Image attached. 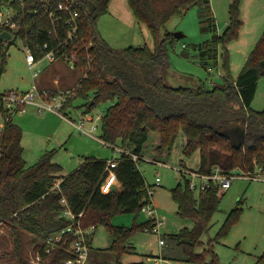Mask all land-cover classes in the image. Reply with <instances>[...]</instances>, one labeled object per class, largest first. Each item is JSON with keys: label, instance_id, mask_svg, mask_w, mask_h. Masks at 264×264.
<instances>
[{"label": "trees", "instance_id": "1", "mask_svg": "<svg viewBox=\"0 0 264 264\" xmlns=\"http://www.w3.org/2000/svg\"><path fill=\"white\" fill-rule=\"evenodd\" d=\"M111 0H77L80 29L74 45H78L76 67L91 68L87 77H81L80 88L64 106L69 107L77 96L89 99L87 112L99 102H110L102 120L101 138L111 147L119 146L143 156V148L150 131L160 135L159 152L171 151L183 131L186 143L183 154L191 157L200 151V173H210L220 167L225 173L235 169L255 166L264 168V108L255 110L251 104L256 96L258 81L264 76V33L249 54L238 77L231 73L227 45L238 39L243 20L242 0H232L229 6V25L223 33L217 31L216 19L210 0H128L137 20L147 25L154 37V49L148 46L114 48L100 35L98 19L108 13ZM59 0H0V8L10 3L17 15L19 29L16 39L30 48L37 59L44 55L41 46L49 43L55 47L67 39L65 20L68 15L58 10ZM199 5L201 25L212 37L193 47L198 60L209 69L218 64L219 48L223 54V83L213 88L203 83L195 86H174L168 81L171 70L169 47L178 40L174 33L161 31L175 15H182ZM62 16L58 33L51 32L50 12ZM10 44V40H9ZM8 44V45H9ZM69 45H73L72 43ZM186 47V46H185ZM90 55V57H88ZM8 46L0 42V72L6 70ZM93 103L91 104V102ZM228 129L245 131L243 143L235 147L224 134ZM23 129L11 119L0 132V224L6 223L16 236L20 247L21 231L42 234L47 239L66 226L68 220L61 216L65 196L76 214L83 213L82 225L89 227L104 224L113 236L111 246L113 264H124V254L135 253L129 243L135 230H153L154 220L137 226L113 225L111 218L120 212H139L150 199L149 184L139 168V162L122 153L117 157L115 169L122 189L103 193L100 188L109 159L86 156L74 171L63 175L62 166L53 161L54 151H46L34 164L24 157ZM186 178L185 172L180 170ZM58 188H55L56 185ZM220 187L211 184L206 190L195 192L186 178L185 187L180 182L171 189L177 212L193 221L192 228H182L171 234L169 254L163 258L186 264H202L208 254L212 264H219L217 254L210 245L203 252L201 237L206 233L224 196ZM155 194V192H154ZM154 194L152 196H154ZM240 207L233 208L217 239L228 234L239 220ZM48 243L38 244L34 251L43 256L41 264H63L73 257L69 246L62 244L50 248ZM92 248V247H91ZM97 250V252H98ZM171 255V256H169ZM129 264H144L135 262Z\"/></svg>", "mask_w": 264, "mask_h": 264}, {"label": "rangeland", "instance_id": "2", "mask_svg": "<svg viewBox=\"0 0 264 264\" xmlns=\"http://www.w3.org/2000/svg\"><path fill=\"white\" fill-rule=\"evenodd\" d=\"M250 1L252 2L250 4L252 11L255 10L252 5L264 4V0ZM110 4L108 13L98 19V30L103 34L107 43L119 49L128 46H148L153 50L154 37L147 25L136 19L128 0H111ZM126 10L130 11L131 17L134 18H129L125 13ZM224 16L229 18V8L225 11ZM247 16L249 17V15ZM255 17L256 14L251 13V20ZM200 18L201 8L199 5H195L186 13L173 16L161 31V35L165 37L167 32H182L185 35L172 46L168 41L171 68L184 77H193L206 87L213 88L223 83V54L226 51L222 46L219 48L218 64H212L211 69L205 68L194 55L198 51H195L193 46L205 43L213 33L203 29ZM220 30L224 32V28L220 27ZM183 44L186 47H183ZM255 46L254 39H251L245 28L242 30L239 40L236 39L227 45L231 73L235 78L240 74ZM26 53L21 41L14 36L8 45L6 70L3 73L0 72V92L9 89L28 90L32 86L33 78L26 61ZM65 64L66 68L70 66ZM48 65L49 61L43 59L38 63L36 69L44 72ZM71 74L73 77L70 85H74L83 73L80 69H75ZM168 80L171 84L174 81V86H195L191 83L192 79L189 82H182L176 81V79L170 80L169 77ZM49 82L52 83V81ZM90 99L81 95L77 96L72 101V105L63 109L61 114L50 111L40 112L37 107L35 109L32 108L34 106L29 105L25 113L15 116L17 123H19V117L31 116L23 124L19 123L23 129L24 157L29 164L36 163L43 153L53 150V161L62 166L61 173L66 175L77 169L84 162L86 156L106 159L120 156L118 149L106 144L101 138V117L105 114L110 102H99L87 112L86 104ZM251 107L255 110L264 108V76L260 77L258 81L257 93ZM80 121L85 122L87 129H90L93 124H96L98 128L91 134L83 133L73 125V122ZM159 143V133L150 131L149 138L143 148L144 157L139 163V168L147 183L151 185L155 183L158 176L161 178L160 185L156 186L153 197L157 202V216L165 220V224L160 230L161 234L153 230H135L129 239V243L135 246V253L123 255L124 262L144 263L147 261L145 264H156L162 249L164 248L163 252L169 254L172 245V242L169 241L164 247L160 246V238H169L171 234L178 233L182 228L194 226L191 219L178 214L171 189L180 182L185 187L186 178L190 181H201L200 178L189 174V170L199 168L200 151H196L191 157L184 156L183 148L186 143V135L183 131L180 132L171 151L159 152L157 150ZM154 159L164 161L167 165L157 164ZM180 170L185 172L186 178L182 176ZM239 172L243 173L242 170ZM223 191L225 192L224 196L219 209L213 216L211 226L201 237L204 244L197 251L203 252L212 241L211 248L217 254L219 264H264V181L238 177L230 188ZM237 206L242 210L239 220L233 224L228 234L217 239V234L229 212ZM149 219L151 217L142 210L120 212L113 215L111 223L117 226L133 227ZM46 240L47 238L42 234L22 230L20 247L17 249L16 236L10 226L6 223L0 224V264H34L36 260L34 248L38 244L45 243ZM112 242L113 236L108 228L104 224H99L91 234L92 249L87 264H113L114 258L109 251L101 250L102 254L94 256L98 249H106L111 246ZM212 258L213 256L208 254L206 262L202 264H212ZM158 262L173 264L172 261Z\"/></svg>", "mask_w": 264, "mask_h": 264}, {"label": "built area", "instance_id": "3", "mask_svg": "<svg viewBox=\"0 0 264 264\" xmlns=\"http://www.w3.org/2000/svg\"><path fill=\"white\" fill-rule=\"evenodd\" d=\"M77 6V0H59L58 10L65 12L68 15L67 19L65 20V24L68 27L67 39L63 42H60L55 47H51L48 42L44 43L41 46V49L44 51L42 58L37 59L34 52L30 48L23 45L27 52L26 61L34 82L28 90L9 89L4 92H0V132L4 129L5 123L7 121L14 119L18 114L26 112L28 105H35L40 112L50 111L56 114H61L68 99L75 96L76 90L80 88L79 83L73 89L62 90L54 93L49 89L40 88L35 82V80L41 75V71L36 69V67L43 59L48 60L49 63L62 60L72 67L77 68L76 65L79 60V50L77 48L78 45H74L80 29L79 12ZM16 15L17 11L12 5H10V3L5 4L0 8V33L3 31H9L12 34V38L16 36V32L19 29L18 23L15 21ZM50 18L52 23L51 32L58 33L62 16L57 17L56 13L51 11ZM11 39H4L1 41L5 46H8L9 40ZM69 43H72L73 45L70 46ZM185 46L186 45L183 44V47ZM88 57H90V55ZM78 69L82 71L83 78L87 77L88 72L91 70V68L87 67H81ZM73 124L78 130L86 134H91L93 130L98 128L96 124H93L90 129H87L84 121L73 122ZM114 149H118L120 154L125 153L129 155V157L136 162L143 160L144 157V155L140 156L120 146H115ZM154 161L160 165H167L166 162L158 159H154ZM118 163L119 160L117 157L107 160L105 173L100 184V188L103 193H109L113 189H116V185L119 180L115 169L117 168ZM240 170H242L243 173H240ZM189 174L193 177L201 179L200 182H195L193 180L190 181V188L195 192L204 191L211 184L220 187L221 190L228 189L231 187L233 181L238 177L264 181V168L261 166H255L253 169L242 167L235 169L232 173H225L220 167H215L210 173H200L198 170L191 169L189 170ZM160 182L161 178L158 176L154 186H150L148 189L150 199L141 208L142 211L147 213L151 219L154 220L155 225L153 227V231L159 234H161L160 230L165 224V220L158 218L157 206L152 195L155 192L156 186L160 185ZM58 187L59 185L57 184L55 188ZM61 204L64 207L61 211V216L67 219L68 223L59 232L49 237L46 240V243H48L50 248L57 247L60 244L63 246H69V251L72 253L73 257L66 260L63 264H87L90 253L91 234L96 228L94 225L89 227H84L82 225V217L84 212L82 211L78 214L74 213L70 208L68 200L65 196L62 198ZM166 244V239L161 237L160 245L164 246ZM50 248H47L46 251L49 252L51 250ZM35 256L36 260L34 264H41V260L43 258L42 254L37 252ZM173 264L186 263L173 262Z\"/></svg>", "mask_w": 264, "mask_h": 264}, {"label": "crops", "instance_id": "4", "mask_svg": "<svg viewBox=\"0 0 264 264\" xmlns=\"http://www.w3.org/2000/svg\"><path fill=\"white\" fill-rule=\"evenodd\" d=\"M231 1L232 0H210L211 7L213 10L215 19H216V24L218 27L219 34H221L223 32V30H220V27L224 28V30H225L229 25V18L225 17L224 14H225V11H227V9L229 8ZM251 3L252 2L250 0H243L242 1L241 18L243 20V27L241 29V32L244 28L247 29L249 35L251 36V39H254L255 43L257 44L258 40L261 38V36L264 33V4H260V6L259 5H256V6L252 5V8L253 7L255 8V10L252 11L250 9ZM110 7H111V4H109V8ZM249 9L251 10L250 14H249ZM125 13H127L129 18H134V17H131L132 15H131L130 11L126 10ZM251 13L256 14V17L253 20H251ZM247 15H249V17ZM244 17H245V19H244ZM241 32H240L239 38L237 40L240 39ZM99 33L103 37V34L100 31H99ZM114 48H116V47H114ZM65 65H66L65 62L62 60H58L56 62L49 63L48 67L45 69L44 72H41L40 77L38 79H36L35 82L39 85L40 88L49 89L50 91H52L54 93H56L58 91H62V90L73 89L74 87H76L80 83L82 76L77 79V82H75L74 85H70V83H71L70 81L73 77L71 72L73 73V71L75 69H78V68L72 67L71 65L68 66L69 68L68 67L66 68ZM169 77H170V80L176 79V81H182V82L183 81L189 82V80L192 79L193 81L191 83L193 85H197L199 83L198 79H194L193 77H184L183 75H180L178 72L173 71L172 68L168 73V78ZM49 81H52V83ZM33 82H34V80H33ZM169 83L171 84L170 81H169ZM173 83H174V81L172 82V85H173ZM32 106H34L32 108L37 109L35 105H32ZM28 117L30 118L31 116L19 117V123L23 124L26 121V119H28ZM14 122H16L15 118H14ZM19 123H17V124H19ZM103 159H106V158H103ZM116 189H119V190L122 189V185L120 182L117 183ZM154 202H155V204L157 203L156 199H154ZM176 206H177V204H176ZM177 208H178V206H177ZM91 249L92 248H91V240H90L89 257L91 255ZM163 251H164V248L162 249V253L159 256L160 258L158 259V261H163V262L172 261V260L165 259L162 257L163 253H164ZM97 254H102V251L101 250H98V252L96 251L94 253V256H96ZM150 260H151V258H150ZM150 260H148V261H150ZM141 261H143V260H141ZM158 261L156 264H160V262H158ZM122 262L124 264H126V263L129 264V261L124 262L122 260ZM145 262H147V261H144V264H145ZM172 262H174V261H172Z\"/></svg>", "mask_w": 264, "mask_h": 264}, {"label": "water", "instance_id": "5", "mask_svg": "<svg viewBox=\"0 0 264 264\" xmlns=\"http://www.w3.org/2000/svg\"><path fill=\"white\" fill-rule=\"evenodd\" d=\"M174 34L177 37V39H180L185 36L182 32H176ZM11 38H12V34L9 31H3L0 33V41L4 39H11ZM92 103L93 101L91 102V104ZM223 128L225 129L224 134L229 137L230 141L235 147H238L243 143L245 139V131H241L238 128L228 129L225 126H223Z\"/></svg>", "mask_w": 264, "mask_h": 264}]
</instances>
